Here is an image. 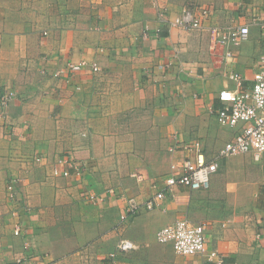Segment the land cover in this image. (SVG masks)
Wrapping results in <instances>:
<instances>
[{"label": "crops", "instance_id": "crops-1", "mask_svg": "<svg viewBox=\"0 0 264 264\" xmlns=\"http://www.w3.org/2000/svg\"><path fill=\"white\" fill-rule=\"evenodd\" d=\"M188 7L210 10L206 28L160 19ZM263 20L264 0H0V98L15 92L0 104V264H216L157 240L180 218L206 223L222 264H264V154L220 158L208 189L174 187L121 219L128 198L165 187L178 140L212 158L240 131L222 130L218 94L236 88L231 73L252 85ZM244 24L236 45L208 30ZM59 157L67 176L53 174ZM122 238L137 248L109 258Z\"/></svg>", "mask_w": 264, "mask_h": 264}, {"label": "built area", "instance_id": "built-area-1", "mask_svg": "<svg viewBox=\"0 0 264 264\" xmlns=\"http://www.w3.org/2000/svg\"><path fill=\"white\" fill-rule=\"evenodd\" d=\"M160 19L185 29L206 28L205 21L210 19V10L207 7H188L173 18L166 17L163 11ZM264 27V20L261 21ZM211 39L215 43L236 45L248 38L250 27L247 24L232 26H208ZM231 55L230 51L226 52ZM85 61L70 65L71 71L82 69ZM94 71L99 70L97 63L92 64ZM62 70L57 71L60 75ZM230 78L237 84L234 89H223L219 92L220 107L216 109V116L222 127H237L243 124L240 131L227 141L217 152L215 157L207 158L202 141L195 138L191 140L177 141L170 147V151L182 152L183 155L172 161L170 174L165 178V187L144 203L137 202L134 198L127 199L126 211L121 215L122 220L137 215L143 208L154 209L158 200L165 197L166 191L177 186H187L191 189H208L211 184V176L219 167V159L238 154H253L260 158L264 154V53L260 56L259 66L252 76V85L244 87V77L240 73H231ZM15 92L8 90L0 98L3 110H6ZM72 161L59 157L53 168V174L67 176L69 170L62 165ZM78 170V169H77ZM140 177V176H138ZM15 179L8 182L7 188L12 197L15 192ZM115 193L113 188L108 190ZM90 199L96 200L93 192L89 193ZM16 229V233H18ZM157 240L160 243H171L174 250L181 255H193L203 253L209 261L222 264V256L217 251H208L206 245V223L194 222L187 218L177 219L175 222L162 227L157 232ZM137 248V244L129 238H122L116 251L109 254L114 259L118 253L128 252ZM18 262H21L19 259Z\"/></svg>", "mask_w": 264, "mask_h": 264}, {"label": "rangeland", "instance_id": "rangeland-1", "mask_svg": "<svg viewBox=\"0 0 264 264\" xmlns=\"http://www.w3.org/2000/svg\"><path fill=\"white\" fill-rule=\"evenodd\" d=\"M222 128H223L222 130H224V131H225V129H226V131H227V135L230 134V129H229V128H227V127H222Z\"/></svg>", "mask_w": 264, "mask_h": 264}]
</instances>
